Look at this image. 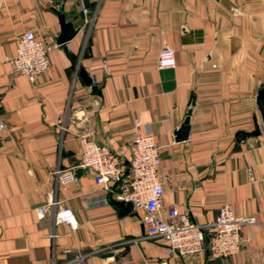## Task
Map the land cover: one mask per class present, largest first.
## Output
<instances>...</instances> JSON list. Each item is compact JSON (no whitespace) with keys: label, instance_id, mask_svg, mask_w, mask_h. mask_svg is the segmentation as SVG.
<instances>
[{"label":"crops","instance_id":"0c3cea01","mask_svg":"<svg viewBox=\"0 0 264 264\" xmlns=\"http://www.w3.org/2000/svg\"><path fill=\"white\" fill-rule=\"evenodd\" d=\"M59 15L79 32L30 83L11 64L17 39L32 31L55 43ZM164 49L174 52L173 69L157 67ZM263 84L264 0H0V121L8 126L0 132V264L164 257L165 241L145 237L142 212L119 216L110 193L100 203L92 173L77 169L81 136L127 167L134 119L151 124L161 147L165 207L200 226L223 205L255 219L236 255L213 259L205 248L176 262L264 264V130L254 101ZM186 119L188 138L176 141ZM239 131L260 134L237 143ZM71 169L76 182L62 186L58 173ZM62 209L75 228L56 220Z\"/></svg>","mask_w":264,"mask_h":264},{"label":"built area","instance_id":"2783aa9c","mask_svg":"<svg viewBox=\"0 0 264 264\" xmlns=\"http://www.w3.org/2000/svg\"><path fill=\"white\" fill-rule=\"evenodd\" d=\"M82 13H88L83 6ZM56 47L55 43L37 39L32 31L25 32L17 39L16 51L11 59L14 72L35 83L49 69V55ZM157 67L161 70L175 67V55L171 49L159 53ZM133 123L137 132L132 139L127 167L107 146L96 144L88 136H81L77 169L92 173L94 183L104 193L98 200L100 203H107V193L113 194L118 201L130 202L133 209L142 212L145 237L165 241L164 257L147 264H180L177 259L200 255L205 248L213 259L230 258L239 253L241 230L255 224L254 217H235L232 209L223 205L214 222L200 226L176 207H165L159 174L161 147L155 141L151 124L141 123L139 119H134ZM7 130L8 126L0 121V132ZM58 181L62 186L76 182L75 172L71 169L58 173ZM38 214L43 216L42 208H39ZM56 220L76 227L75 217L69 209L58 211ZM83 261L80 256L72 264H84Z\"/></svg>","mask_w":264,"mask_h":264},{"label":"water","instance_id":"95a60500","mask_svg":"<svg viewBox=\"0 0 264 264\" xmlns=\"http://www.w3.org/2000/svg\"><path fill=\"white\" fill-rule=\"evenodd\" d=\"M58 21L60 25V34L57 37L55 44L57 46H63L67 44L69 41H71L78 34L79 29H76L73 26V23L65 22L63 15L58 16ZM79 78L83 81L86 87L91 86L92 79L87 76V74L82 68H80L79 70ZM254 101H255V106L259 112L261 122H262V127L264 130V84L258 87L256 94H255ZM190 111H191V107L188 110V114L190 113ZM259 134H260L259 132L250 134V133L239 131L235 134V140L237 143H241L245 141L246 139H249L251 136H258ZM188 135H189V120L186 119L184 123L176 131L175 140L176 141L186 140L188 138ZM109 203L115 206L119 210V213H118L119 216H124L128 214L129 212H131L132 210V204L130 202L117 201L115 199H112L111 194L109 196Z\"/></svg>","mask_w":264,"mask_h":264}]
</instances>
